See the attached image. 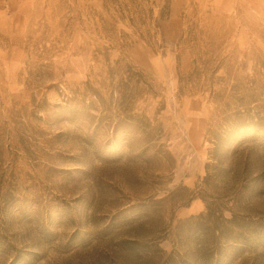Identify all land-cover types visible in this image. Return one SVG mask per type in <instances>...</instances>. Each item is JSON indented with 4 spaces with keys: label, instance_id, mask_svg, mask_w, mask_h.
<instances>
[{
    "label": "rangeland",
    "instance_id": "1",
    "mask_svg": "<svg viewBox=\"0 0 264 264\" xmlns=\"http://www.w3.org/2000/svg\"><path fill=\"white\" fill-rule=\"evenodd\" d=\"M0 264H264V0H0Z\"/></svg>",
    "mask_w": 264,
    "mask_h": 264
},
{
    "label": "trees",
    "instance_id": "2",
    "mask_svg": "<svg viewBox=\"0 0 264 264\" xmlns=\"http://www.w3.org/2000/svg\"><path fill=\"white\" fill-rule=\"evenodd\" d=\"M111 1L117 2L118 0H111ZM133 20H134L133 18H130L131 22H134Z\"/></svg>",
    "mask_w": 264,
    "mask_h": 264
}]
</instances>
